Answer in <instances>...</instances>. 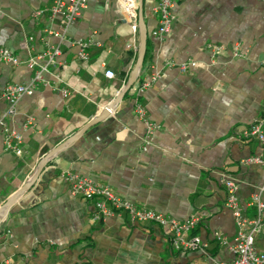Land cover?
I'll return each mask as SVG.
<instances>
[{
    "label": "crops",
    "instance_id": "0c3cea01",
    "mask_svg": "<svg viewBox=\"0 0 264 264\" xmlns=\"http://www.w3.org/2000/svg\"><path fill=\"white\" fill-rule=\"evenodd\" d=\"M118 1L86 0L76 21L62 27L47 11L52 0H0V52L15 59H0V91L7 84H28L45 66L13 115L0 103V122L15 133L21 149L20 155L5 150L0 126V208L47 154L120 94L137 59L138 12L146 31L142 65L128 92L102 121L50 156L1 219L0 263L227 262L231 253L212 234L231 242L237 227L220 180L236 184L246 217L255 215L253 196L264 204L262 166L241 163L264 159V145L242 136L264 109V0H172L174 20L162 39L151 36L157 0H142L136 17ZM37 10L42 13L33 17ZM78 39L91 40L85 61L76 55ZM54 47L60 55L53 63L44 58L29 64ZM105 70L114 77L106 78ZM155 73L157 80L144 86ZM135 102L157 130L147 133ZM65 172L176 220L201 216L188 235L206 247L174 250L168 228L131 224L125 213L93 222V204L70 194ZM254 245L264 254V229Z\"/></svg>",
    "mask_w": 264,
    "mask_h": 264
},
{
    "label": "built area",
    "instance_id": "2783aa9c",
    "mask_svg": "<svg viewBox=\"0 0 264 264\" xmlns=\"http://www.w3.org/2000/svg\"><path fill=\"white\" fill-rule=\"evenodd\" d=\"M118 2L123 10L125 9L127 11L132 8V15L136 17V0H119ZM85 6L86 0H52L47 11L50 18H57L60 26L65 27L76 21ZM153 12L157 14L158 21L156 29L151 32V36L155 39H162L170 31L171 24L174 20L172 0H157ZM41 13L42 11L37 10L33 12V17ZM30 40L31 38H29V41ZM73 45L77 49L76 55L78 59L83 61L87 60V50L91 45V40L78 39L73 42ZM213 49L218 50L220 48L214 47ZM59 55V48L54 47L37 56V58L30 60L29 64L34 66L37 63L36 59L40 60L44 58H46L48 63H53L54 58ZM0 59L15 63L13 57L3 52H0ZM168 66H172V63L168 62ZM178 68L183 70L185 66L180 65ZM43 71H45L44 65L39 67V70L34 73V76L28 84H7L0 91V103L3 102L7 105L6 115H13L18 100L23 95H29L35 90L37 83L41 80ZM104 76L108 79H112L114 74L111 70H105ZM158 77L159 74L155 73L150 77L149 82L144 83V86L157 80ZM134 113L145 123L148 134L158 129V126L147 120L145 108L137 102L134 104ZM0 126L3 130V144L5 150L20 155L21 149L18 146L20 143L18 137L15 136L13 131L3 127L2 122H0ZM263 126L264 109L261 111L260 116L243 130L242 136L245 139H256L260 144L264 145ZM241 163L260 164L263 168L264 178V159L261 157H249L242 160ZM61 177L68 185L69 192L72 196H79L93 204L94 210L91 218L93 222H99L106 218L125 213L131 224L150 222L168 228L171 233L170 245L174 250L194 251L203 250L206 247L205 242H202L199 237L188 235L201 223L202 218L199 215H192L181 221L176 220L173 217L166 216L151 209L136 207L130 201L114 194L108 187L101 186L88 177L79 175L75 172H65ZM220 183L225 189V207L232 213L237 231L231 242H228L221 233L213 232V238L218 245L226 247L232 255L230 261L216 262L213 264H264V254L258 252L254 245L255 235L264 229V204L257 195L253 196L251 204L255 207V215L252 218H248L244 214V207L236 196V184L230 179H221ZM0 264H7V261H3Z\"/></svg>",
    "mask_w": 264,
    "mask_h": 264
},
{
    "label": "water",
    "instance_id": "95a60500",
    "mask_svg": "<svg viewBox=\"0 0 264 264\" xmlns=\"http://www.w3.org/2000/svg\"><path fill=\"white\" fill-rule=\"evenodd\" d=\"M142 4V0H136V9H140ZM138 30H139V48H138V54L135 66L130 74V77L120 92L118 96L108 105L104 110L101 112L100 115L97 117L89 120L84 126H82L72 137L68 138L61 146L55 148L52 152L47 154L38 164L37 169L35 170L34 174L31 176V178L23 185L21 186L16 192H14L7 200L6 202L1 206L0 208V221L5 216V214L8 212L12 204L15 202L17 197L24 192L28 187H30L33 182L40 176L45 164L47 163L50 156H52L54 153H56L60 148L67 146L74 142L77 138H79L89 127L99 123L102 121L108 114L110 113V109L119 102V100L128 92L132 84L134 83L135 79L137 78V75L139 73V70L142 65L144 53H145V45H146V31L143 28L142 22H141V14L138 12Z\"/></svg>",
    "mask_w": 264,
    "mask_h": 264
}]
</instances>
